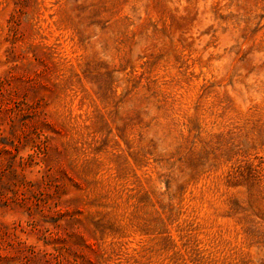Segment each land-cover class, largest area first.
I'll use <instances>...</instances> for the list:
<instances>
[{"label":"rangeland","instance_id":"rangeland-1","mask_svg":"<svg viewBox=\"0 0 264 264\" xmlns=\"http://www.w3.org/2000/svg\"><path fill=\"white\" fill-rule=\"evenodd\" d=\"M0 264H264V0H0Z\"/></svg>","mask_w":264,"mask_h":264}]
</instances>
